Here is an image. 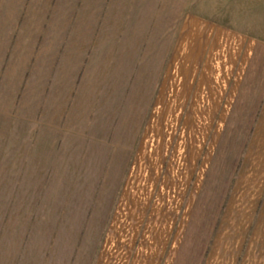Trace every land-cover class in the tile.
<instances>
[{
	"label": "crops",
	"instance_id": "crops-1",
	"mask_svg": "<svg viewBox=\"0 0 264 264\" xmlns=\"http://www.w3.org/2000/svg\"><path fill=\"white\" fill-rule=\"evenodd\" d=\"M52 2L32 0L26 20H33L39 4ZM2 3L0 0V197L12 175L9 167L15 165L7 159V151L28 149L23 142L29 133L39 141L43 124L53 127L48 129L53 144L60 132V115L40 121L34 104L27 109L21 105L12 126L15 129H8L13 123L7 119L9 103L18 101L26 90L23 101H34L40 95L41 74H48L54 81L48 109L56 110L66 99L72 72L68 59H63L58 73L48 69L50 58L44 55V47L35 62V26L23 32L24 39L29 38L27 46L17 47L21 62L15 59L9 67L12 34H8L7 20H17L24 13L19 10L8 17L7 3ZM24 4L21 0L19 6ZM71 4L59 1L54 20L65 22ZM131 5L140 9L126 19L135 22L128 48L123 45L126 56L111 52L114 70L101 97L95 96V129L81 131L76 144L81 166L88 163L87 155L93 151L96 158L91 163L102 167L88 213H101L104 207L103 213L110 215L108 225L101 227L99 216H89L81 228L133 230L129 245L134 246L139 238L140 247L129 249L124 257L127 264H264V38L225 24L209 10L184 12L189 5L199 6L195 0H134ZM36 19L40 22L43 16L38 13ZM174 22L179 24L169 46L167 30ZM52 36L57 38L56 29L48 30L47 38ZM86 92L83 83L76 96L78 103L89 100ZM111 99L116 106L106 110ZM82 107L70 115L83 119L80 112L86 111ZM23 116L28 121L20 122ZM156 133L158 139L148 145V138ZM87 135L94 140L87 141ZM69 143L64 142L55 153L59 157L55 169L68 159L72 163ZM102 175H107V186ZM15 179L14 187L18 174ZM31 182L32 189L21 197H40V183ZM116 184L118 189L109 193ZM111 197V202L106 201ZM121 213L128 214L129 221L122 222ZM120 244L125 243L114 237H105L103 242V246ZM105 255L102 264L125 254L113 248L107 253L109 259Z\"/></svg>",
	"mask_w": 264,
	"mask_h": 264
},
{
	"label": "rangeland",
	"instance_id": "rangeland-1",
	"mask_svg": "<svg viewBox=\"0 0 264 264\" xmlns=\"http://www.w3.org/2000/svg\"><path fill=\"white\" fill-rule=\"evenodd\" d=\"M59 1L61 2V0H53L49 5L39 4V9L36 10L31 21H27L26 18L27 13L31 10L32 0L27 2L25 0V4L21 7L19 6L21 0H3L2 3H7L8 17H11L15 11L24 13V16L22 15L17 20H7L8 34H12V37L9 38L7 59L9 67L16 60L21 62L22 54L17 53L20 51L17 47L27 46L29 38L25 37L24 39L23 32L29 31L35 26L37 35L34 42V47H36L35 62L39 61L37 58L41 54L40 50L44 47L46 51L44 55L50 58V68L48 69H55L58 73L63 59H68V68L72 72L66 99L64 98V101L59 105L56 103L58 105L55 107L56 110L48 109V97L51 96L49 94L53 92L54 86V81L48 74L45 77H42L43 74H41L40 95L38 98L35 95L34 101L31 98L23 101L25 98L22 97H26L27 90L19 95L18 101L9 103L10 99L8 100L9 105L12 104V106L6 111L8 112L7 119L13 121L8 129H15L12 126L16 125L15 121L18 119L16 111L20 109L21 105H27L25 107L27 109L34 104L40 121H46L47 116L54 118L58 115H60L61 121L59 122L60 132L56 134L58 137L54 144L51 142L52 140L50 141L49 136V131L53 127L49 128V125L43 124L39 133V141L36 142V138L29 133L27 134L29 139L27 138L23 142L24 145L29 146L28 149L7 151V159L14 161L15 165H12L14 169L9 167V172L12 175L9 176L6 192L0 197V264H102V255L106 254L105 259H109L107 253L111 254L113 248L114 252L125 255L123 257L116 255L117 260L110 258L103 264H127L126 258L129 249L137 250L140 247L138 245L139 238L135 239L134 246H130L134 235L133 230L113 231L112 229L81 228L89 216H99V225L106 226L110 215L103 213L104 207L101 209V213H88L93 208L91 204L94 202V194L98 185L96 179L102 172V167L91 163L95 162L94 158H96V156L93 157V151H90L91 155H87L88 163L81 166L78 161L80 152L77 150L76 144L79 142L81 131L87 132L88 128L95 129L93 126L97 118L95 96L100 95L101 97V90L107 88L105 83L114 70L111 52L115 50L117 57L126 56L122 52L123 45L125 43V47L128 48V41L131 39L129 31L135 29V22H126V19L134 13V10L140 9V6L131 5L134 0H67V5L72 2L73 7L69 10L70 15L67 20L61 23L54 20L59 11L57 7ZM198 1L199 6L189 5L184 12H190L192 9L198 10V8L201 12L209 10L212 16L223 18L225 24L253 32L264 38V0H195V3ZM12 2L14 5L16 4V7ZM38 13L43 16L40 22L36 19ZM178 24L179 22H174L168 27L169 46L172 44L171 35L175 32ZM49 29H53V31L56 29L57 38H53V36L47 38ZM119 52L121 54H118ZM15 56H19V58ZM170 80L169 77V82ZM83 83L86 84L89 100L83 99L78 103L76 96ZM113 103L111 99L106 105L108 106L106 110L112 111L116 106H113ZM81 105L82 109L86 111L80 112L83 119L72 117L71 112L79 111ZM1 112L3 113V111ZM26 121L28 120L24 117L20 122ZM31 129H29L30 132ZM158 136L157 133L151 135L148 138V145L150 142H156ZM65 137H69V139H65ZM87 138V141L94 140L90 139L88 135ZM67 141H70L68 153L71 155L72 163L68 159L60 169L58 167L55 169L54 163L59 162V157H56L55 153H59L63 148V143ZM37 143H39V149H36ZM51 146L54 147L52 151L48 152L47 149ZM16 169L18 173H16ZM37 169L38 171H33ZM104 170L106 171V168ZM17 174L19 182L14 187ZM102 177L104 181L107 175H102ZM67 179L71 182H68ZM24 180H29V182ZM37 180L40 183V191L38 190L40 197H21V194L26 190L32 189L31 181ZM107 184L108 182H106V186ZM117 189L116 184L109 193L112 194V191ZM27 193L36 192L27 191ZM49 194L50 197L47 196ZM65 194L70 196L64 199ZM112 198L107 200L105 198V200L111 202ZM102 200L100 199V201ZM119 217L122 222L129 221L128 214L121 213ZM105 237H114L120 242L122 239L125 244L113 247L111 245L103 246ZM104 247L106 248L104 249ZM124 257L126 258L124 259Z\"/></svg>",
	"mask_w": 264,
	"mask_h": 264
}]
</instances>
